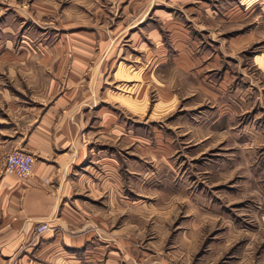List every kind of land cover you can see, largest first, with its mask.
Returning a JSON list of instances; mask_svg holds the SVG:
<instances>
[{"label": "rangeland", "instance_id": "rangeland-1", "mask_svg": "<svg viewBox=\"0 0 264 264\" xmlns=\"http://www.w3.org/2000/svg\"><path fill=\"white\" fill-rule=\"evenodd\" d=\"M62 46L136 59L130 96L146 97L142 115L114 111L113 137L88 140L92 156L75 176L89 185L68 201L94 233L91 247L105 246L71 264H264V0H0L1 129L16 128L10 105L37 107L22 63ZM110 107L95 105L81 135ZM14 149L0 151L1 169Z\"/></svg>", "mask_w": 264, "mask_h": 264}, {"label": "crops", "instance_id": "crops-1", "mask_svg": "<svg viewBox=\"0 0 264 264\" xmlns=\"http://www.w3.org/2000/svg\"><path fill=\"white\" fill-rule=\"evenodd\" d=\"M72 49V46L50 47L44 51L47 57L37 60L35 56L32 61L22 63L31 69L32 100L37 107H27L23 100L8 105L10 113L17 118L16 128L10 132L0 128V151L18 145L20 150L34 157L32 175L26 179L3 173L4 157L2 169L0 166V264H12L14 255L18 254V264H71L77 255L83 260L88 259L89 254L96 257L105 246V240H99L91 247L94 233L85 230L88 224L82 221L81 210L68 199L82 186L89 185L81 175L75 176L77 167L86 164L94 149L87 146L88 140L96 138L99 141L100 131L109 137H113L114 131L118 132L109 122L113 125L116 122L114 126L118 128L114 111L120 107L129 114L142 115L145 91L138 90V97L144 104H136L134 100L138 98L130 96L141 79V71H136V59H130L131 64L117 63L108 57L103 61L102 55L92 54L88 46L76 47L74 52ZM68 52L77 55L53 60L60 53ZM150 60L148 64L152 65L154 62ZM68 65L71 68L65 70ZM184 65L182 63V69ZM103 68L106 72H102ZM66 73L67 78H61ZM104 73L111 76L109 81L105 77L106 86L103 85ZM103 101L112 104L105 112L97 110L104 124L97 125L91 136L81 135L93 107ZM18 120L20 124L26 121V130H19ZM113 174L112 208L118 206L114 204L119 200L116 190L121 185ZM43 222L54 229L36 234L35 227Z\"/></svg>", "mask_w": 264, "mask_h": 264}, {"label": "built area", "instance_id": "built-area-1", "mask_svg": "<svg viewBox=\"0 0 264 264\" xmlns=\"http://www.w3.org/2000/svg\"><path fill=\"white\" fill-rule=\"evenodd\" d=\"M34 157L23 150H11L5 156V173L15 176L18 179H26L32 175ZM47 229V223H39L34 229L36 234H41Z\"/></svg>", "mask_w": 264, "mask_h": 264}]
</instances>
